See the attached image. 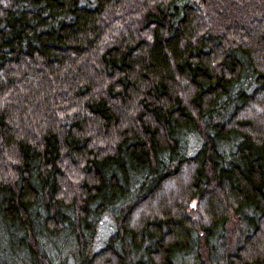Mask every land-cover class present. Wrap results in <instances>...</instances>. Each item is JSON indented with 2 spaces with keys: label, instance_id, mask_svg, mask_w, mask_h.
Returning <instances> with one entry per match:
<instances>
[{
  "label": "trees",
  "instance_id": "1",
  "mask_svg": "<svg viewBox=\"0 0 264 264\" xmlns=\"http://www.w3.org/2000/svg\"><path fill=\"white\" fill-rule=\"evenodd\" d=\"M0 264H264V0H0Z\"/></svg>",
  "mask_w": 264,
  "mask_h": 264
},
{
  "label": "rangeland",
  "instance_id": "2",
  "mask_svg": "<svg viewBox=\"0 0 264 264\" xmlns=\"http://www.w3.org/2000/svg\"><path fill=\"white\" fill-rule=\"evenodd\" d=\"M112 226H113L112 221L108 218H105L103 223L100 225L98 229L97 237L93 245L94 249H98L104 246L105 240L112 231Z\"/></svg>",
  "mask_w": 264,
  "mask_h": 264
}]
</instances>
